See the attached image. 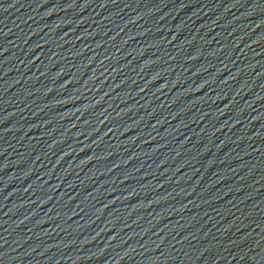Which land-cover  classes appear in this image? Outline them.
I'll return each instance as SVG.
<instances>
[{"label":"water","instance_id":"1","mask_svg":"<svg viewBox=\"0 0 264 264\" xmlns=\"http://www.w3.org/2000/svg\"><path fill=\"white\" fill-rule=\"evenodd\" d=\"M0 264H264V0H0Z\"/></svg>","mask_w":264,"mask_h":264}]
</instances>
